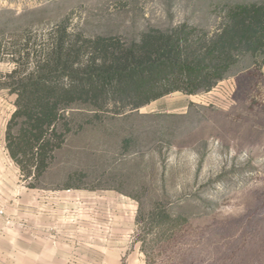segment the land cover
Returning <instances> with one entry per match:
<instances>
[{
    "label": "rangeland",
    "instance_id": "obj_1",
    "mask_svg": "<svg viewBox=\"0 0 264 264\" xmlns=\"http://www.w3.org/2000/svg\"><path fill=\"white\" fill-rule=\"evenodd\" d=\"M253 2L264 0H0V264H48V190L66 189L130 197L141 264H264V54L242 55L196 94L98 117L73 105L65 143L38 180L24 178L5 140L12 53L27 43L41 48L63 27L123 41L183 23L214 33L229 7Z\"/></svg>",
    "mask_w": 264,
    "mask_h": 264
},
{
    "label": "trees",
    "instance_id": "obj_2",
    "mask_svg": "<svg viewBox=\"0 0 264 264\" xmlns=\"http://www.w3.org/2000/svg\"><path fill=\"white\" fill-rule=\"evenodd\" d=\"M41 48L12 53L8 87L16 109L6 147L25 179L38 180L65 143L68 108L81 105L98 117L121 113L169 93L213 88L245 54H264V3L229 7L226 21L209 33L183 23L150 28L138 40L88 37L65 27L44 35ZM30 187L35 184L30 183Z\"/></svg>",
    "mask_w": 264,
    "mask_h": 264
},
{
    "label": "crops",
    "instance_id": "obj_3",
    "mask_svg": "<svg viewBox=\"0 0 264 264\" xmlns=\"http://www.w3.org/2000/svg\"><path fill=\"white\" fill-rule=\"evenodd\" d=\"M78 217L88 220L87 228L75 229ZM133 217V200L117 192L48 190V264H141Z\"/></svg>",
    "mask_w": 264,
    "mask_h": 264
},
{
    "label": "built area",
    "instance_id": "obj_4",
    "mask_svg": "<svg viewBox=\"0 0 264 264\" xmlns=\"http://www.w3.org/2000/svg\"><path fill=\"white\" fill-rule=\"evenodd\" d=\"M5 213L4 208L0 205V217H2Z\"/></svg>",
    "mask_w": 264,
    "mask_h": 264
}]
</instances>
